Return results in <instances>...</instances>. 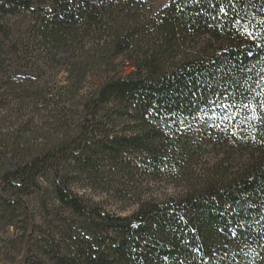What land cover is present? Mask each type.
Here are the masks:
<instances>
[{"label":"trees","instance_id":"obj_1","mask_svg":"<svg viewBox=\"0 0 264 264\" xmlns=\"http://www.w3.org/2000/svg\"><path fill=\"white\" fill-rule=\"evenodd\" d=\"M262 105L264 0H0L4 259L264 264Z\"/></svg>","mask_w":264,"mask_h":264},{"label":"rangeland","instance_id":"obj_2","mask_svg":"<svg viewBox=\"0 0 264 264\" xmlns=\"http://www.w3.org/2000/svg\"><path fill=\"white\" fill-rule=\"evenodd\" d=\"M169 0H142L144 4V12L146 14H153L157 12L159 9H161L163 6L167 4ZM115 62L117 63V75L124 77L128 75L132 71V66L130 62L128 61V57L126 56H119ZM11 72L14 75L18 76H34L33 73L29 72L28 70H25L23 67H20V65L16 62L12 64L11 67ZM60 83H63V74L60 73L57 78ZM161 185H158V189L162 192L170 191V189L167 186V189L164 187H159ZM157 187H155L157 189ZM86 195L92 198L95 201H99L100 203L103 204V206L109 208L110 210L120 213V214H128L132 210H134L136 207L135 205H129V206H123V204L116 203L113 201L112 198L108 197L107 195L99 194V193H93L91 191L86 192ZM124 207V208H123ZM14 230L13 228L7 229L6 232L2 234L3 237L5 236H13ZM3 250L0 245V256H1V264H21L23 260L25 259L26 256V244L21 248V251L16 254L14 262L13 263H8L4 257H3Z\"/></svg>","mask_w":264,"mask_h":264},{"label":"snow or ice","instance_id":"obj_3","mask_svg":"<svg viewBox=\"0 0 264 264\" xmlns=\"http://www.w3.org/2000/svg\"><path fill=\"white\" fill-rule=\"evenodd\" d=\"M221 10L223 11V9H221ZM262 106H264V105H262ZM215 115H216V114H215V113H213V117H214V118H215Z\"/></svg>","mask_w":264,"mask_h":264}]
</instances>
